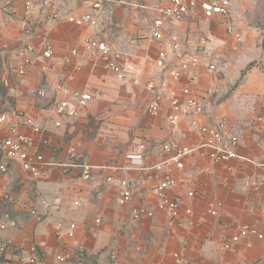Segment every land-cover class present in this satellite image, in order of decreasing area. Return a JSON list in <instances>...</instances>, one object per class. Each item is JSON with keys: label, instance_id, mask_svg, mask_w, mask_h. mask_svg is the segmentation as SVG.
<instances>
[{"label": "crops", "instance_id": "obj_1", "mask_svg": "<svg viewBox=\"0 0 264 264\" xmlns=\"http://www.w3.org/2000/svg\"><path fill=\"white\" fill-rule=\"evenodd\" d=\"M49 1L54 8H47L48 15L56 9L60 19L44 21L38 12L25 22L27 0H0V116H7L0 123V141L16 127L32 139L33 153L54 163L43 169L41 178L18 162L9 163L7 173L0 175V220L7 214L17 224L0 230V240L12 241L0 264H30L32 246L42 264H53L62 253L72 264H264V240L256 236L243 238L231 250L224 248L225 240L243 226L264 233V185H250L264 181V170L258 166L264 162V124L256 121L264 116L263 31L258 26L238 27L231 14L243 35L238 45L222 16L198 7L176 26L165 27L166 37L179 40L176 53L152 36L157 9L169 6L171 0H103L96 27L68 20L89 12L96 0ZM238 3L245 4L231 0V7ZM89 37L121 54L118 63L125 80L118 79L105 59L85 51ZM201 39L207 46L199 53L200 65L169 84V71L187 60ZM25 44L34 46L36 54L21 76L19 52ZM47 44L54 51L44 62L39 55ZM163 50L167 61L160 68L156 62ZM44 64L47 70L42 69ZM191 78L192 94L204 112L183 117L173 127L166 93L180 94ZM152 79L161 95L157 115L148 111L153 96L146 83ZM60 87L87 92L93 99L78 108L77 100ZM64 99L77 107L75 116L57 114L56 104ZM181 100L185 102L184 97ZM18 113L34 119L42 132H34L16 117ZM219 122L238 137L234 148L238 157L214 164L199 128ZM169 142L193 149L184 157L182 170L172 167V176L179 181L172 193L180 196L183 206L176 220L158 208L152 193L151 167L171 156L161 155L162 145ZM140 143L147 150L142 164L135 167L127 156ZM85 164L91 166L87 180ZM122 180L128 181L132 192L127 203L121 201ZM189 191L195 192L193 198L187 197ZM215 202L223 205L218 216L208 213ZM135 209L143 211L139 219L133 217Z\"/></svg>", "mask_w": 264, "mask_h": 264}, {"label": "built area", "instance_id": "obj_2", "mask_svg": "<svg viewBox=\"0 0 264 264\" xmlns=\"http://www.w3.org/2000/svg\"><path fill=\"white\" fill-rule=\"evenodd\" d=\"M103 0H96L89 12L85 13L81 17H69L68 20L76 23L77 25L88 24L89 26L96 27L98 20L96 15L102 9ZM54 8L49 0H43L40 3H34L32 0H27L25 4L24 20L29 22L35 14L40 12V16L44 21H54L61 18L60 14L54 10L51 15H48L47 8ZM200 7L206 13L216 14L222 16L227 23V32L234 35L238 45L243 42V35L237 31L231 21V0H171V4L167 7H159L157 9L158 17L153 23L152 36L154 40H157L165 48L172 50L173 52L180 53V43L176 36L166 37L165 27H174L179 24L184 18L191 12H195ZM25 34L30 35L31 30L29 28L24 29ZM207 46V40L201 39L198 45L195 47V52L188 56L187 60L180 63L177 68H173L169 71V84H174L182 78V76L200 65L199 53L202 52ZM84 49L95 58L105 59L108 63V67L117 72L119 80H125L126 74L121 71L118 61L121 58V54L114 52L105 42L96 38L89 37L84 41ZM53 47L47 44L44 50L39 55L41 61L47 62L53 57ZM74 55L77 54V50H73ZM36 54V49L30 44H25L21 47L19 55L23 58L22 64L18 67L17 73L21 76L26 75L27 70L33 63V56ZM167 61L166 51H161L157 59V66L165 68ZM48 65L42 66L43 70H47ZM210 70H215L214 65L209 66ZM194 82L193 78L189 79V85L184 87L180 94L174 90H169L166 96L170 102V115L168 117L169 124L173 127L177 126L183 117L189 116L192 113L202 114L204 112V106L201 101L193 96L190 84ZM62 93L73 97L77 100V107L81 108L86 106L92 99V95L87 92L71 91L69 88L60 87ZM146 89L153 96L149 103L148 111L152 115H157L160 109L161 95L159 88L154 79L146 83ZM181 97H184L183 103ZM77 107H73L69 100L64 99L56 104V112L62 117H73L77 114ZM18 119L24 120L25 124L31 127L34 132H42L41 126L32 118L26 117L23 113L16 115ZM7 116H0V123H5ZM256 121L264 124V116H258ZM196 126V123H192ZM56 126H60V123H56ZM201 134L204 137L203 146L209 150L208 157L214 164H221L230 160L236 159L234 148L238 145L239 139L228 130L224 122H219L215 126L201 127L199 128ZM46 143V142H45ZM33 141L31 138L20 134L16 127H12L10 134L0 141V175H4L8 171V165L11 162H18L22 168L31 174L33 177H43V169L45 167L53 166L54 163L47 162L42 154L33 153ZM147 147L145 144L140 143L130 149L128 152V160L130 163L139 167L144 161ZM71 149V152H74ZM192 148L182 147L176 142H169L162 145L161 155L170 153L171 156L163 160L162 162L155 164L151 169L155 172L154 186L152 193L158 202V208L165 212L170 219H179L183 214V206L180 196L173 194L172 192L178 187L179 181L172 176V167L182 170L184 168L183 159L188 154L192 153ZM264 170V162L258 164ZM84 178L87 180L90 178L91 166L88 164L83 165ZM250 185L253 187H259L264 185V181H252ZM120 196L122 203H127L131 200L132 192L128 181L122 180L119 183ZM195 192H187L188 198H193ZM8 199V196H6ZM29 212L36 215V210L25 206ZM223 205L221 202L212 203L209 206L208 213L212 216H218ZM134 219H139L143 213L141 209L133 210ZM186 214H190L189 209L185 210ZM16 222L10 218L9 215H4L0 220V230H6L8 228L16 227ZM74 226H71L69 236L73 237ZM256 236L260 240H264V233L259 232L256 228L243 226L239 233L227 238L224 242V248L226 250L233 249L238 245L243 238L249 236ZM12 246L10 240H0V256L6 253ZM28 262L30 264H42L38 257V251L36 246H32L29 251ZM53 264H72L70 256L68 254H58L55 257Z\"/></svg>", "mask_w": 264, "mask_h": 264}, {"label": "rangeland", "instance_id": "obj_3", "mask_svg": "<svg viewBox=\"0 0 264 264\" xmlns=\"http://www.w3.org/2000/svg\"><path fill=\"white\" fill-rule=\"evenodd\" d=\"M233 1V0H232ZM245 4L231 7V14L235 18L236 25L258 26L264 36V0H243ZM264 38V37H263ZM264 41V39H263Z\"/></svg>", "mask_w": 264, "mask_h": 264}]
</instances>
